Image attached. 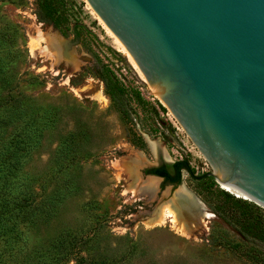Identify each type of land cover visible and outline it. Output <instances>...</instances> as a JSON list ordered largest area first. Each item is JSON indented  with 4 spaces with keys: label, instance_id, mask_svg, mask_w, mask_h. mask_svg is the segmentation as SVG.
I'll return each mask as SVG.
<instances>
[{
    "label": "rangeland",
    "instance_id": "1",
    "mask_svg": "<svg viewBox=\"0 0 264 264\" xmlns=\"http://www.w3.org/2000/svg\"><path fill=\"white\" fill-rule=\"evenodd\" d=\"M37 3L0 0V104L9 103L0 117L29 111L32 119H22L33 145L20 152L23 167L14 175L6 170L11 175L0 184V264H264V241L246 229L264 222V208L222 193L208 175L212 167L82 0L62 2L68 20L57 27L39 20ZM17 125L20 141L24 124ZM133 149L144 154L143 179L162 160L181 159L204 176L184 171L179 184L160 179L148 202L127 190ZM183 186L211 216L188 233L170 220L147 224Z\"/></svg>",
    "mask_w": 264,
    "mask_h": 264
},
{
    "label": "water",
    "instance_id": "2",
    "mask_svg": "<svg viewBox=\"0 0 264 264\" xmlns=\"http://www.w3.org/2000/svg\"><path fill=\"white\" fill-rule=\"evenodd\" d=\"M82 2L188 134L208 175L226 182L231 200L264 208V0Z\"/></svg>",
    "mask_w": 264,
    "mask_h": 264
},
{
    "label": "trees",
    "instance_id": "3",
    "mask_svg": "<svg viewBox=\"0 0 264 264\" xmlns=\"http://www.w3.org/2000/svg\"><path fill=\"white\" fill-rule=\"evenodd\" d=\"M37 1H38L37 16L41 22L53 24L56 27L61 26L67 22L68 14L60 10V6L64 0H37ZM9 102L11 101L9 100ZM6 104H9L8 101H5L4 103L0 104V107L2 108ZM5 111L7 110H3L1 111V113ZM12 111L13 114H11V118H9L8 120L3 121L6 116L0 117V184H2V182L5 183L11 175L8 174L7 176H4L6 170L10 171V173L14 175L15 173H17L15 171L21 169L23 167V164H25V162L22 161L21 158L24 155H21L20 152L21 153L22 151L30 152L33 147V145H31L29 138L30 134L25 129V127L28 126V121L22 119V118L32 119L31 113L29 111H25L24 109L18 110L16 108ZM18 121L23 122L24 125L21 127L23 128V131H25V134H23L25 135V138H22L20 141H17L15 137L16 136L15 131H17L18 128H20V125H17ZM10 133H15V135H13L11 139L6 138L5 136ZM26 136H28V138H26ZM5 139L8 141H6ZM184 171L188 172L191 176L195 178H202L204 176V175L195 174V170L194 168L191 167L188 159H181L175 161L172 164H164L161 167L151 168L147 170V173L155 174L163 177L165 183L179 184L182 181V175ZM222 193L227 198L233 197V195L227 191L222 190ZM3 201L6 205L14 203L12 207L18 205V203L11 201L5 198L4 196H3ZM18 207L22 208V204H20ZM260 208L263 209L262 207ZM11 210L12 208L10 207L9 209L6 210V212L8 213ZM250 227H252L253 229V234L259 236L260 237L259 240L264 241V222L258 220L253 224L249 223L246 226V229H249Z\"/></svg>",
    "mask_w": 264,
    "mask_h": 264
},
{
    "label": "bare ground",
    "instance_id": "4",
    "mask_svg": "<svg viewBox=\"0 0 264 264\" xmlns=\"http://www.w3.org/2000/svg\"><path fill=\"white\" fill-rule=\"evenodd\" d=\"M43 38L52 43L55 42L53 38L48 37L47 34H43ZM53 45H56L59 49L58 43H53ZM63 53L65 55L64 50ZM57 54L59 55L60 52H57ZM71 55H73V53H71ZM78 63L79 60H76V68H78ZM153 144L154 147L155 143ZM143 160L144 154L142 151L138 149L131 150L126 165L132 183L127 190L134 193L135 196L148 199L149 202L153 201L157 195L160 179L153 176H150L147 179L142 178L139 166L142 164ZM219 184L223 189L227 190L226 182H221L220 180ZM182 188V190L175 193L172 199L170 198L169 200L162 202L157 208L155 207L156 209L151 213V216L148 217L146 223L149 225H161L166 223L167 220H170L173 226L188 233L191 230V227H195L196 223L194 222L196 220L205 222V220L211 216L207 205L185 186ZM194 210L197 212L196 214L193 213Z\"/></svg>",
    "mask_w": 264,
    "mask_h": 264
},
{
    "label": "flooded vegetation",
    "instance_id": "5",
    "mask_svg": "<svg viewBox=\"0 0 264 264\" xmlns=\"http://www.w3.org/2000/svg\"><path fill=\"white\" fill-rule=\"evenodd\" d=\"M173 163H174V162H173ZM164 164H168V163L162 160L161 163H160L158 166H153V167H150L149 169H151V168L161 167V166H163ZM149 169H147V170H149ZM163 181H164V178H163Z\"/></svg>",
    "mask_w": 264,
    "mask_h": 264
}]
</instances>
